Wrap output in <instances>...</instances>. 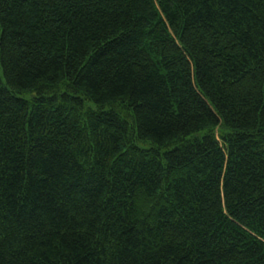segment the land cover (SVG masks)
Returning a JSON list of instances; mask_svg holds the SVG:
<instances>
[{"label":"trees","instance_id":"1","mask_svg":"<svg viewBox=\"0 0 264 264\" xmlns=\"http://www.w3.org/2000/svg\"><path fill=\"white\" fill-rule=\"evenodd\" d=\"M0 264H264V0H0Z\"/></svg>","mask_w":264,"mask_h":264},{"label":"rangeland","instance_id":"2","mask_svg":"<svg viewBox=\"0 0 264 264\" xmlns=\"http://www.w3.org/2000/svg\"><path fill=\"white\" fill-rule=\"evenodd\" d=\"M140 146L142 147H148L150 145V142L149 141H140Z\"/></svg>","mask_w":264,"mask_h":264}]
</instances>
